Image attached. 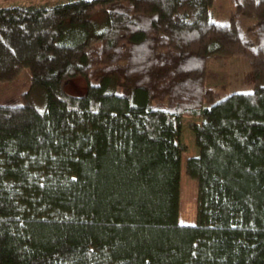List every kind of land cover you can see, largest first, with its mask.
<instances>
[{
    "label": "trees",
    "instance_id": "16d2710c",
    "mask_svg": "<svg viewBox=\"0 0 264 264\" xmlns=\"http://www.w3.org/2000/svg\"><path fill=\"white\" fill-rule=\"evenodd\" d=\"M227 1L0 7V264H264V0ZM242 55L253 89L226 95L210 65Z\"/></svg>",
    "mask_w": 264,
    "mask_h": 264
},
{
    "label": "rangeland",
    "instance_id": "374dc122",
    "mask_svg": "<svg viewBox=\"0 0 264 264\" xmlns=\"http://www.w3.org/2000/svg\"><path fill=\"white\" fill-rule=\"evenodd\" d=\"M46 0H0V7H5L7 4H29L39 3ZM54 1H73V0H48ZM231 8L227 0H214L212 7L209 9L210 17L214 22L221 23L225 20L230 12ZM97 22H100L97 19ZM211 70H216L218 75L224 77V87L226 95L234 93H249L253 89V77L249 66V60L247 56H236L230 59H225L212 63ZM259 85L264 86V76L259 79ZM64 92L67 95L73 97H81L85 93L84 81L80 78L69 81L65 87ZM32 103L34 108L42 112L44 110L46 94L43 88H36L31 93ZM218 101V100H217ZM191 124L199 125L197 118L183 117L181 121V143L185 148L184 153L181 155L180 168L182 174V185L180 188L181 209L178 214V221L180 223L194 224V196L196 185L193 181L184 176V161L190 157H196L198 155L197 149L194 146L193 135L189 130ZM180 170V173H181Z\"/></svg>",
    "mask_w": 264,
    "mask_h": 264
},
{
    "label": "crops",
    "instance_id": "0c3cea01",
    "mask_svg": "<svg viewBox=\"0 0 264 264\" xmlns=\"http://www.w3.org/2000/svg\"><path fill=\"white\" fill-rule=\"evenodd\" d=\"M178 222H179V221H178ZM179 224H181V225H192V224L187 223V222H184V223H183V222H182V223L179 222Z\"/></svg>",
    "mask_w": 264,
    "mask_h": 264
}]
</instances>
